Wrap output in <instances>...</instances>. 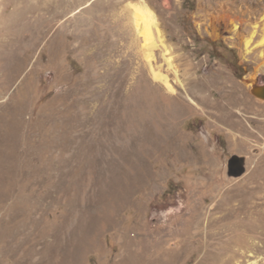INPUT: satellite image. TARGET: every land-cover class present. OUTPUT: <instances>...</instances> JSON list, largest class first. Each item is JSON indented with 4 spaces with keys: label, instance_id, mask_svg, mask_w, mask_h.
Listing matches in <instances>:
<instances>
[{
    "label": "rangeland",
    "instance_id": "1",
    "mask_svg": "<svg viewBox=\"0 0 264 264\" xmlns=\"http://www.w3.org/2000/svg\"><path fill=\"white\" fill-rule=\"evenodd\" d=\"M261 1L0 0V264H264Z\"/></svg>",
    "mask_w": 264,
    "mask_h": 264
},
{
    "label": "bare ground",
    "instance_id": "2",
    "mask_svg": "<svg viewBox=\"0 0 264 264\" xmlns=\"http://www.w3.org/2000/svg\"><path fill=\"white\" fill-rule=\"evenodd\" d=\"M167 1L168 0H164V2L166 3ZM258 6L259 7L257 9H252L253 10L252 12L249 13L245 12L243 15V20L239 23L238 26L233 25L232 31L236 33V36L238 38L243 39V42L246 46L247 45L249 46L251 42H255V39L258 38V40L256 41V45L257 47L263 48V57H264V1L259 2ZM131 7L134 12L133 14L135 16L136 15L138 16V18L134 17L135 27L137 28L136 32H138V34L144 37L145 44L148 45L152 41H154V36H156V32L154 30L156 27L155 13L152 10V8L143 1H137L134 4L131 3ZM165 51L167 52L166 49ZM214 107L218 110L224 109V105L220 106V104L218 103H215Z\"/></svg>",
    "mask_w": 264,
    "mask_h": 264
},
{
    "label": "water",
    "instance_id": "3",
    "mask_svg": "<svg viewBox=\"0 0 264 264\" xmlns=\"http://www.w3.org/2000/svg\"><path fill=\"white\" fill-rule=\"evenodd\" d=\"M251 93L255 98L264 101V84L253 87L251 89ZM233 168L236 169V174H234V176H240L244 172V160L237 157H232L228 162V169L232 170Z\"/></svg>",
    "mask_w": 264,
    "mask_h": 264
}]
</instances>
